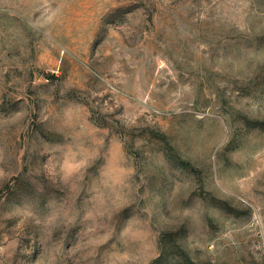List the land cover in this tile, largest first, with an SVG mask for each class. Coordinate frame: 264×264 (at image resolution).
I'll return each instance as SVG.
<instances>
[{"label":"rangeland","instance_id":"374dc122","mask_svg":"<svg viewBox=\"0 0 264 264\" xmlns=\"http://www.w3.org/2000/svg\"><path fill=\"white\" fill-rule=\"evenodd\" d=\"M0 264H264V0H0Z\"/></svg>","mask_w":264,"mask_h":264}]
</instances>
